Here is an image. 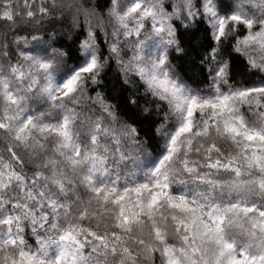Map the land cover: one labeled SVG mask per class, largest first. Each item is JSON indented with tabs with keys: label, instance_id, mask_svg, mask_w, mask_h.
Segmentation results:
<instances>
[{
	"label": "snow or ice",
	"instance_id": "obj_1",
	"mask_svg": "<svg viewBox=\"0 0 264 264\" xmlns=\"http://www.w3.org/2000/svg\"><path fill=\"white\" fill-rule=\"evenodd\" d=\"M0 264H264V0H0Z\"/></svg>",
	"mask_w": 264,
	"mask_h": 264
},
{
	"label": "trees",
	"instance_id": "obj_2",
	"mask_svg": "<svg viewBox=\"0 0 264 264\" xmlns=\"http://www.w3.org/2000/svg\"><path fill=\"white\" fill-rule=\"evenodd\" d=\"M104 2H105V0H99V3H101V4L104 3Z\"/></svg>",
	"mask_w": 264,
	"mask_h": 264
}]
</instances>
